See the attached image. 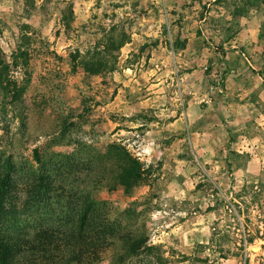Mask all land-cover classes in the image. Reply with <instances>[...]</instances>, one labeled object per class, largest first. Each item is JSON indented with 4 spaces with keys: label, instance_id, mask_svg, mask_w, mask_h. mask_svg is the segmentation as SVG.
<instances>
[{
    "label": "rangeland",
    "instance_id": "rangeland-1",
    "mask_svg": "<svg viewBox=\"0 0 264 264\" xmlns=\"http://www.w3.org/2000/svg\"><path fill=\"white\" fill-rule=\"evenodd\" d=\"M17 50L0 238L94 240L69 264H264V0H0Z\"/></svg>",
    "mask_w": 264,
    "mask_h": 264
},
{
    "label": "trees",
    "instance_id": "trees-1",
    "mask_svg": "<svg viewBox=\"0 0 264 264\" xmlns=\"http://www.w3.org/2000/svg\"><path fill=\"white\" fill-rule=\"evenodd\" d=\"M125 43L122 38L117 47L120 49ZM102 59L93 57L84 61L83 69L88 73H101L107 69V64ZM19 66H28V54L26 51L17 50L9 61L1 56L0 51V90L8 93L19 91L15 82L10 79V70ZM109 69V68H108ZM44 183V178L40 179ZM11 187L7 176L0 179V194ZM94 241V240H93ZM81 232H65L63 235L50 230H40L30 237L10 236L0 238V264H55V261L78 263L81 261L96 260V244ZM26 250H30L27 251Z\"/></svg>",
    "mask_w": 264,
    "mask_h": 264
},
{
    "label": "crops",
    "instance_id": "crops-1",
    "mask_svg": "<svg viewBox=\"0 0 264 264\" xmlns=\"http://www.w3.org/2000/svg\"><path fill=\"white\" fill-rule=\"evenodd\" d=\"M193 135V143H202V141L204 140V138H203V136H204V133H201V134H199V133H197V132H195V133H193L192 134ZM199 140L201 141V142H199ZM227 141H225L224 143H226ZM195 145V144H194ZM201 145H203V144H198V146H201ZM207 145V144H206ZM212 145H215V142H212ZM217 146H218V143H216V145H215V147L213 146H211V141L209 142V144L207 145V148L206 149H203V151L205 152V151H209V152H214V151H217ZM224 147H227L225 144H222V147H221V149H224ZM220 150V149H219ZM207 151V152H208ZM203 152V153H204Z\"/></svg>",
    "mask_w": 264,
    "mask_h": 264
}]
</instances>
